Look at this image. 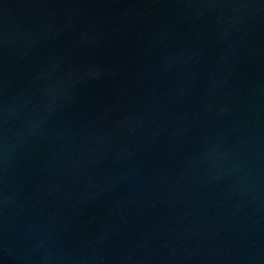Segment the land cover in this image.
<instances>
[{"label":"water","instance_id":"obj_1","mask_svg":"<svg viewBox=\"0 0 264 264\" xmlns=\"http://www.w3.org/2000/svg\"><path fill=\"white\" fill-rule=\"evenodd\" d=\"M0 264H264V0H0Z\"/></svg>","mask_w":264,"mask_h":264}]
</instances>
